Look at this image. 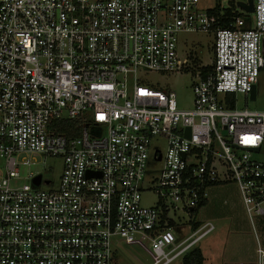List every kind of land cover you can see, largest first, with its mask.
Instances as JSON below:
<instances>
[{
	"label": "built area",
	"instance_id": "1",
	"mask_svg": "<svg viewBox=\"0 0 264 264\" xmlns=\"http://www.w3.org/2000/svg\"><path fill=\"white\" fill-rule=\"evenodd\" d=\"M252 4L253 19L236 3L247 14L228 19L198 0H0V264H112L118 241L138 236L151 264H168L214 229H192L191 217L218 184L234 183L251 225L264 226V162L253 157L264 111L236 106L264 67V0ZM190 32L213 33L208 63L181 54ZM185 72L190 108L142 77ZM63 120L79 133L59 131ZM153 138L166 149L147 179ZM30 154L62 159L56 188L20 176ZM143 192L156 202L143 205Z\"/></svg>",
	"mask_w": 264,
	"mask_h": 264
},
{
	"label": "rangeland",
	"instance_id": "2",
	"mask_svg": "<svg viewBox=\"0 0 264 264\" xmlns=\"http://www.w3.org/2000/svg\"><path fill=\"white\" fill-rule=\"evenodd\" d=\"M246 2L247 0H198V5L203 11L212 9L219 6L220 9H225L227 7L233 6L238 13L247 14L241 8H238L236 2ZM254 0H252V3ZM252 19L254 15L252 12L247 14ZM179 39V49L181 54L190 53V60L194 57L197 63H208L212 58V45L214 40V35L212 32H190V33H181L178 35ZM193 55V57H192ZM195 62V63H196ZM191 64H195L190 61ZM146 81L152 83H158L160 87L171 89L176 94V101L180 108H190L192 103V76L189 72L179 73V74H164V73H146L142 76ZM256 96L255 99H250L249 97L244 96L241 93L236 94V106L247 107L250 110L264 111V67L259 71L256 83ZM166 149V141L163 138H153L150 142V152L146 161V178L150 179L153 176L158 175L162 163L157 162L153 159V152L155 150H160L164 153ZM253 157L259 161L264 162V143L258 152L253 154ZM29 161L33 164L21 166L20 176L25 177L28 173H40L43 178V189H52L58 186L59 177L62 170V159L60 157L53 156H42L39 154H30L27 156ZM23 182V181H21ZM223 191L221 200L219 202L220 206L223 203V206L226 208L229 206V203H225L224 200H227L228 195H233L234 190H236V185L234 183L218 184ZM210 187L209 192L213 190ZM209 198V197H208ZM156 194L154 192H143L141 196V203L145 206L153 205L156 202ZM217 210L212 205H203L199 207L196 212L192 215L193 221H198L199 224L209 222L213 224L214 229L203 236L194 246L201 247L204 251L209 247L213 246L214 243L217 245L216 248L211 249L213 253H216L220 250L222 241L228 235V221L224 218L222 224L226 226L223 227L220 225V222L214 219V214ZM229 214V213H226ZM235 215V214H233ZM239 218V215H238ZM248 218V217H247ZM187 216H180L178 224H184V230H181V233L188 235L191 229H188L189 223L186 221ZM249 220V219H248ZM187 222V223H186ZM258 229V227H257ZM256 229V231H257ZM258 232V231H257ZM259 240H261L262 235L259 231ZM117 251L114 256L112 264H151L156 257L153 255L149 243L141 236H138L133 243H128L125 241H118ZM207 251V258L212 257ZM214 256V255H213ZM181 257H177L168 264H181ZM215 261L214 257L211 259Z\"/></svg>",
	"mask_w": 264,
	"mask_h": 264
},
{
	"label": "crops",
	"instance_id": "3",
	"mask_svg": "<svg viewBox=\"0 0 264 264\" xmlns=\"http://www.w3.org/2000/svg\"><path fill=\"white\" fill-rule=\"evenodd\" d=\"M209 189H207L204 205L213 204V207L217 210L214 214V219L219 221L221 226H226L222 224L224 218L229 222L228 235L222 241L220 250L216 253L211 251V249L216 248V243L213 246H209L205 251L203 248L198 247L203 256L202 264H264V226L262 223H257L255 228L251 225L237 187L233 195H228L227 200H224L225 203H229L227 208L223 206V203H221V206L219 204L223 195L220 186L212 188L213 190L210 192ZM259 231L262 235L261 240L258 237ZM259 249L263 251L262 254L258 252ZM208 250V253L212 255L210 258H207L206 255ZM213 257L215 261L211 260Z\"/></svg>",
	"mask_w": 264,
	"mask_h": 264
},
{
	"label": "trees",
	"instance_id": "4",
	"mask_svg": "<svg viewBox=\"0 0 264 264\" xmlns=\"http://www.w3.org/2000/svg\"><path fill=\"white\" fill-rule=\"evenodd\" d=\"M233 9H234L233 6L225 8L224 14L227 16L228 19L231 18L233 14H235L234 12H232ZM219 10L220 8L217 5L216 7L209 9V12L213 14H219ZM59 124H61L59 127V131L65 132L67 135L75 136L79 133L77 129H73L75 126L74 122L63 120V121H59ZM204 204H205V200H203L200 203V205L197 208H195L193 213L196 212V210L199 207L203 206ZM198 225H199L198 221L191 222L192 229L196 228ZM202 261H203V256L201 254L200 249L194 246L183 255L181 259V264H202Z\"/></svg>",
	"mask_w": 264,
	"mask_h": 264
},
{
	"label": "water",
	"instance_id": "5",
	"mask_svg": "<svg viewBox=\"0 0 264 264\" xmlns=\"http://www.w3.org/2000/svg\"><path fill=\"white\" fill-rule=\"evenodd\" d=\"M236 5L243 8L244 10H246L247 12H252L253 11V4H252V0H247V3L245 2H236ZM255 96H256V87L253 86L251 91H250V99H255ZM187 133H188V129H187ZM39 180H40V176L38 175L36 178H34V182L36 184L39 183Z\"/></svg>",
	"mask_w": 264,
	"mask_h": 264
}]
</instances>
